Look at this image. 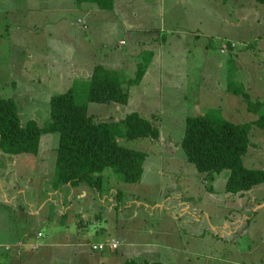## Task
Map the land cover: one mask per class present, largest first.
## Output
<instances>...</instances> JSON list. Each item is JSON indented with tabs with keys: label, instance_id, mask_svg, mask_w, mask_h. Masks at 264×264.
Masks as SVG:
<instances>
[{
	"label": "rangeland",
	"instance_id": "rangeland-1",
	"mask_svg": "<svg viewBox=\"0 0 264 264\" xmlns=\"http://www.w3.org/2000/svg\"><path fill=\"white\" fill-rule=\"evenodd\" d=\"M72 1L0 0V96L14 100L23 125L33 120L43 126L51 96L70 87L85 102L88 83L78 85L80 77L70 68L79 56L84 63L78 68L94 61L71 39L86 27L84 11ZM104 11L88 19L97 55L109 53L111 64L100 61L103 66L122 68L132 77L138 53L141 58L153 53L141 81L129 87L126 103H87L97 121H119L137 111L158 126L157 139H127L119 126L118 142L145 153L141 178L123 182L108 166L101 193L82 184L55 187L58 132L42 133L37 153L0 150V237L15 225L27 233L41 230L43 236L31 240L39 245L34 264H121L127 258L264 264V203L256 206L264 202V182L241 193L226 192L229 170L199 172L180 143L187 115L234 123L257 118L227 86L264 102V4L115 0ZM249 137L243 164L262 168L264 130L253 124ZM111 239L118 241L115 250L92 249ZM0 264L16 262L0 257Z\"/></svg>",
	"mask_w": 264,
	"mask_h": 264
},
{
	"label": "trees",
	"instance_id": "trees-1",
	"mask_svg": "<svg viewBox=\"0 0 264 264\" xmlns=\"http://www.w3.org/2000/svg\"><path fill=\"white\" fill-rule=\"evenodd\" d=\"M77 5L89 3L101 10H110L114 0H75ZM264 4V0H256ZM227 47L232 43L227 41ZM138 60L132 77L122 68H107L96 64L87 79H77L86 84L85 102H79L73 87L54 94L50 98L49 118L43 126L29 120L20 121L17 106L12 98L0 96V150L7 154L37 153L42 133L58 132L53 184L78 186L80 184L103 191L102 171L112 166L119 180L137 182L142 175L145 153L120 144L117 140L121 126L127 139L148 137L157 139L159 129L148 118L131 111L119 121H97L87 112L88 102L126 103L129 87L138 84L153 53L148 52ZM87 80V81H85ZM227 89L241 95L250 112L257 118L250 122L234 123L227 119L210 120L206 115H187L181 146L186 160L202 173L211 175L228 169L225 191L241 193L264 182V167L249 168L243 164V156L251 141L249 129L254 124L264 130V102L251 100L243 89ZM116 199L121 196L116 192ZM121 264H167L158 260L138 262L124 259Z\"/></svg>",
	"mask_w": 264,
	"mask_h": 264
},
{
	"label": "crops",
	"instance_id": "crops-1",
	"mask_svg": "<svg viewBox=\"0 0 264 264\" xmlns=\"http://www.w3.org/2000/svg\"><path fill=\"white\" fill-rule=\"evenodd\" d=\"M13 2H14V0H13ZM71 6H75V9L78 8L79 11L80 10L82 12L84 11V15L86 16V17L82 16V20H81L86 25L85 28L81 25V27L83 28V30L85 32L83 34L76 33L74 37L73 36L71 37V39L75 40V43H76L75 47L76 48H78V49L81 48V50L77 49L78 51L82 52L83 55L85 54V57L86 56H89L88 58L93 57L92 61H94V63L92 62L88 68H82V67L78 68V64H81L82 60L84 63V58H83V56L77 57V59H76L77 64L74 65L73 68H70L71 69L70 73L82 78L85 76H89L93 66L96 65L97 63L101 64L103 61L107 62L106 59L108 58L109 53L102 52L103 57H102V59H100L101 55L100 54H99V56L97 55V47H98L97 42L93 43V34L90 35V33H88V31L90 29V21L88 20L89 17H97L98 18V17L102 16V14L105 11L98 9V8L94 7V5L89 4V3H87V4L81 3L80 5H77L75 0L72 1ZM98 13L100 16L97 15ZM78 20H80V18L77 19V22H78ZM119 40H121V39H119ZM103 47H104V44H103ZM100 61H102V62H100ZM107 63L111 64L109 62H107ZM263 203L264 202L258 203L256 206L259 207ZM59 210L61 211L60 212L61 214H64L66 211V208L63 209V202L62 201L60 203ZM38 231H40L42 233L41 230H37L35 232H28L27 233L26 231H24V229H22L21 227H19L17 225H15V228L9 227L7 229V232L0 237V257H3V259H9L10 262L15 261L16 264H34L35 258L33 257L32 254L34 253V251L37 250L39 245L37 244L38 247L35 249H32L29 246H30V244H36L34 242H31V240L39 239L43 236V233H42L41 237H36V233ZM18 241H23V242L27 243L24 247L21 248L20 253H18L15 249L11 250V253H7L9 251H5L4 248H2V245L4 247V245H6V244H14V243H17ZM115 249H110V250H115ZM6 255H9V256H6Z\"/></svg>",
	"mask_w": 264,
	"mask_h": 264
},
{
	"label": "built area",
	"instance_id": "built-area-1",
	"mask_svg": "<svg viewBox=\"0 0 264 264\" xmlns=\"http://www.w3.org/2000/svg\"><path fill=\"white\" fill-rule=\"evenodd\" d=\"M42 236V233L40 231H38L36 233V237H41ZM26 242H23V241H18L17 243H14V244H6L4 245V250L5 251H11V250H16L18 253H20L21 251V248L24 247L26 244ZM108 247L109 249H115L117 248L118 246V241L115 240V239H111L109 243H106V244H103V243H99V244H93L92 245V249L93 250H102L104 249L105 247ZM32 249H35L38 247L37 244H30V246Z\"/></svg>",
	"mask_w": 264,
	"mask_h": 264
}]
</instances>
